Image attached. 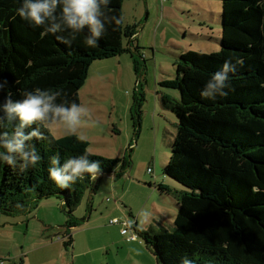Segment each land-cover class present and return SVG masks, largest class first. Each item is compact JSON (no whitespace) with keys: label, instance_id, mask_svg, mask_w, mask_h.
I'll return each instance as SVG.
<instances>
[{"label":"trees","instance_id":"trees-1","mask_svg":"<svg viewBox=\"0 0 264 264\" xmlns=\"http://www.w3.org/2000/svg\"><path fill=\"white\" fill-rule=\"evenodd\" d=\"M123 1L101 5L105 32L95 47H88L84 43L91 34L87 26L74 38L70 30L42 35L43 26L33 27L17 14L21 0H0V83L7 81L0 90V104L9 93L15 101L37 87L59 91L56 103L81 104L79 91L91 65L123 53L131 54L134 69L140 73L144 67L137 57L140 46L133 43L138 42L137 26L123 23ZM221 2V49L182 53L176 77L161 82L180 92V99L162 95L164 106L178 119L163 174L185 190L160 183L158 190L177 201L174 228L152 226L140 233L159 264H180L183 256L196 264H264V6L258 0ZM112 16L122 17V23L115 25ZM57 35L68 37L71 43L57 40ZM229 58L232 64L237 60L242 64L229 73L227 95L215 93V100L202 99L200 91ZM16 123L18 119L6 123L0 132H11ZM38 124L33 122L24 131ZM39 131L44 139L25 142L34 145L41 156L35 167L21 171L19 158L15 169L0 163V213L26 214L41 199L55 196L65 200L63 210L70 229L78 224L73 212L85 190L97 189L98 177L112 173L117 165L128 167L130 156L110 159L91 153L89 142L77 134L55 138L49 128L40 126ZM85 151L90 161H101L95 178L85 174L69 188L49 179L50 156L58 153L62 164L68 156ZM63 243L70 246L72 237Z\"/></svg>","mask_w":264,"mask_h":264},{"label":"rangeland","instance_id":"rangeland-1","mask_svg":"<svg viewBox=\"0 0 264 264\" xmlns=\"http://www.w3.org/2000/svg\"><path fill=\"white\" fill-rule=\"evenodd\" d=\"M221 14V0L123 1V23L137 26L133 43L140 46L137 57L144 67L137 73L129 53L95 61L79 91L87 114L74 134L89 142L91 153L130 156V165H117L98 177L97 189L85 190L73 212L78 224L70 229L62 199L55 196L41 199L26 214L0 213L3 264H159L140 233L152 226L174 228L177 201L158 190L160 183L185 190L163 174L178 119L162 95L180 99V92L161 82L176 77L182 53L221 49ZM49 129L55 138L71 133L60 122ZM142 210L151 213L148 222ZM69 236L72 244L65 247Z\"/></svg>","mask_w":264,"mask_h":264},{"label":"clouds","instance_id":"clouds-1","mask_svg":"<svg viewBox=\"0 0 264 264\" xmlns=\"http://www.w3.org/2000/svg\"><path fill=\"white\" fill-rule=\"evenodd\" d=\"M110 2L111 0H21V6L16 12L31 26H43L42 35L70 30L71 37L74 38L76 33L87 26L91 34L85 37L84 43L88 47H95L97 38L105 32L101 5H108ZM258 3L264 6V0H258ZM111 19L115 25L122 23V17L112 16ZM56 39L66 44L71 43V40L64 35H57ZM231 60V58L226 59L221 70L212 74L204 90L200 91L202 99L215 100L217 98L215 93L219 96L227 95L225 89L229 88V73H235L238 70L237 65L242 64L240 60L232 64ZM6 84V80L0 83V90L4 89ZM59 94V91L37 87L31 91H24L23 98L19 100L14 101L10 93L5 97V102L0 104V109L4 112V116L0 117V127H4L6 123L11 124L17 119L18 123L11 132H0V148L3 149L0 151V163H6L15 169L19 158L23 161L19 165L21 171L27 169L29 165L35 167L41 156L34 145H26L25 142L33 138H45L39 131L40 126L51 128L52 125L60 122L68 132H76L82 116L87 114V109L75 101L67 104L56 103ZM33 122H39L38 127L26 133L24 129L30 127ZM77 138L83 140L82 136ZM88 157L89 154L85 151L80 155L68 156L61 164L58 153L50 156L49 179L61 188H69L85 174L95 178L101 170V161H90ZM140 216L144 222H148L151 213L142 210ZM180 264H196V262L188 256H183L180 258Z\"/></svg>","mask_w":264,"mask_h":264},{"label":"built area","instance_id":"built-area-1","mask_svg":"<svg viewBox=\"0 0 264 264\" xmlns=\"http://www.w3.org/2000/svg\"><path fill=\"white\" fill-rule=\"evenodd\" d=\"M111 222H112L113 224H114V223H118V220H117V219H113ZM122 232H123V233H126V230H123ZM63 239H64V238H63ZM4 261H5L4 259L0 258V264H3Z\"/></svg>","mask_w":264,"mask_h":264},{"label":"crops","instance_id":"crops-1","mask_svg":"<svg viewBox=\"0 0 264 264\" xmlns=\"http://www.w3.org/2000/svg\"><path fill=\"white\" fill-rule=\"evenodd\" d=\"M31 220H32L31 218L28 220V229H27V231H29V232H30V227H31Z\"/></svg>","mask_w":264,"mask_h":264},{"label":"water","instance_id":"water-1","mask_svg":"<svg viewBox=\"0 0 264 264\" xmlns=\"http://www.w3.org/2000/svg\"><path fill=\"white\" fill-rule=\"evenodd\" d=\"M65 206V200L62 199V208Z\"/></svg>","mask_w":264,"mask_h":264}]
</instances>
